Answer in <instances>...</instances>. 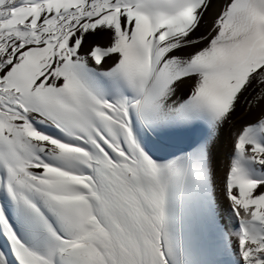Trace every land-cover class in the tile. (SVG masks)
I'll list each match as a JSON object with an SVG mask.
<instances>
[{
	"label": "snow or ice",
	"instance_id": "1",
	"mask_svg": "<svg viewBox=\"0 0 264 264\" xmlns=\"http://www.w3.org/2000/svg\"><path fill=\"white\" fill-rule=\"evenodd\" d=\"M214 2L0 0V264H264V0Z\"/></svg>",
	"mask_w": 264,
	"mask_h": 264
},
{
	"label": "bare ground",
	"instance_id": "2",
	"mask_svg": "<svg viewBox=\"0 0 264 264\" xmlns=\"http://www.w3.org/2000/svg\"><path fill=\"white\" fill-rule=\"evenodd\" d=\"M223 0H216L212 8L209 10L205 24L202 27V31H206L208 25L212 19L218 14L222 7ZM91 40V38H90ZM97 40L104 44L107 43L106 38L97 37ZM112 60L108 61L111 64ZM190 82H187L185 86L178 93L177 98H185L189 91ZM264 105V104H263ZM262 106V105H261ZM260 108L249 110L246 106L238 107L236 112L232 115L230 121L224 126L223 133L218 141L215 153L217 158V175L222 181V178L227 170V164L229 156L231 155L232 139L235 132H237L242 125L250 123L252 119L258 115L257 111ZM199 136V130H181L171 132L169 134L161 135L157 140L153 138V152L158 158L167 159L173 154L179 153L182 150H187L192 144V141H196Z\"/></svg>",
	"mask_w": 264,
	"mask_h": 264
},
{
	"label": "rangeland",
	"instance_id": "3",
	"mask_svg": "<svg viewBox=\"0 0 264 264\" xmlns=\"http://www.w3.org/2000/svg\"><path fill=\"white\" fill-rule=\"evenodd\" d=\"M261 107H264V105L262 104V106ZM257 116L255 117V119H252V121L251 122H253V121H255L256 119H257V117L260 115V109L257 111ZM195 142V140L194 141H192V143H194Z\"/></svg>",
	"mask_w": 264,
	"mask_h": 264
}]
</instances>
